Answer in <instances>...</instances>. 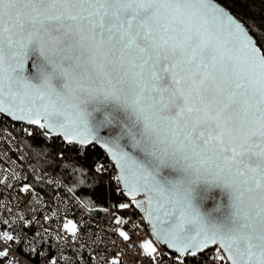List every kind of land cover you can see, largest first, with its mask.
<instances>
[{
    "label": "snow or ice",
    "instance_id": "1",
    "mask_svg": "<svg viewBox=\"0 0 264 264\" xmlns=\"http://www.w3.org/2000/svg\"><path fill=\"white\" fill-rule=\"evenodd\" d=\"M4 118L27 125L44 164L69 170L59 183L86 212L102 206L115 226L144 214L156 243L110 228L132 264H205L207 250L212 264H264V19L247 25L219 0H0ZM83 224L68 220L67 239L83 240ZM43 240L0 232L59 264Z\"/></svg>",
    "mask_w": 264,
    "mask_h": 264
},
{
    "label": "built area",
    "instance_id": "2",
    "mask_svg": "<svg viewBox=\"0 0 264 264\" xmlns=\"http://www.w3.org/2000/svg\"><path fill=\"white\" fill-rule=\"evenodd\" d=\"M16 131L21 135L26 134L22 131L25 125H15ZM108 164L110 174L118 173L114 167V162L109 159L107 162H98ZM37 177H40L38 180ZM52 180L53 183H47ZM54 173H43L30 160L27 153L18 143L16 136L6 129L0 121V232L24 237L32 236L39 231L44 236L41 250L45 255L51 253L59 264H73L77 258H84V254L93 257L92 264H98L101 259L111 258L121 250L125 253L119 256L122 264H132L136 258L134 248L128 246L126 242L117 234L110 231L112 227H123L133 236V242L139 243L146 239L155 238L144 222V214L140 210L133 208L128 212L125 219L127 225L115 226L112 224L113 218L102 211V207L94 209L91 213L86 212L79 203L68 192L60 190L61 184ZM47 184L52 190L49 195L43 194L34 187V183ZM25 184L32 186L29 193L21 191ZM143 199V197H137ZM39 201V203H37ZM35 208V212L32 209ZM44 217H48L47 220ZM23 220L39 221V224L24 227L21 225ZM72 220L73 222L84 221V239L80 241L67 239L70 234L64 230L63 225ZM7 223H4V222ZM138 226V227H136ZM46 230V231H45ZM79 235V233H78ZM93 235L104 237L107 241L110 237L116 243L108 242L106 245L94 244ZM62 237L64 239H62ZM77 244H84L85 248L77 250ZM23 247V250H22ZM107 248V251H101V248ZM7 250L9 256L6 258L7 264H37L40 259L32 252V245L16 244L10 241L0 242V251ZM159 255V251L157 253ZM213 255L211 250H207L204 256L207 264H212L209 256ZM68 257L63 260L61 257ZM141 264H150L148 259H143Z\"/></svg>",
    "mask_w": 264,
    "mask_h": 264
},
{
    "label": "trees",
    "instance_id": "3",
    "mask_svg": "<svg viewBox=\"0 0 264 264\" xmlns=\"http://www.w3.org/2000/svg\"><path fill=\"white\" fill-rule=\"evenodd\" d=\"M219 2L222 3L226 8H229V10L232 12L234 16H237L242 22H246L247 25H252L253 19L255 20L256 23H259L261 19H264V16H262V12H264V5L260 3L252 4L249 7L244 8L243 10H237V7H234L231 4L227 3L226 0H219ZM249 16L253 17V19H249ZM1 124L16 136V138L18 139V143L21 145L23 150L27 153L30 160L35 164V166L41 172L54 173L59 180H64V173L69 170H65L61 168L54 169L44 164L43 161L46 157L44 156L37 157L35 155L36 152L40 151V148L36 147L27 135L23 136L21 135L20 132H17L15 124L10 122L7 118L2 119ZM44 151L47 152V149H45ZM68 155L71 157L73 154L69 153ZM100 161L107 162L109 161V158L108 156H104L98 162ZM65 183H67L66 180H65ZM68 186L71 187V184H69ZM34 187L45 195H49L52 193L51 191L52 189L47 184L35 182ZM60 190L67 192L62 186ZM76 191L79 192L80 190L76 189ZM203 259L205 261V264H207L204 257ZM0 264H7L6 258L0 257Z\"/></svg>",
    "mask_w": 264,
    "mask_h": 264
},
{
    "label": "water",
    "instance_id": "4",
    "mask_svg": "<svg viewBox=\"0 0 264 264\" xmlns=\"http://www.w3.org/2000/svg\"><path fill=\"white\" fill-rule=\"evenodd\" d=\"M225 7V6H224ZM10 122H12L15 125H25L23 122H17V121H13L11 120V118H7ZM103 134V133H102ZM110 159V157H108ZM111 160V159H110ZM114 162V161H113ZM118 171V170H117ZM208 207H211V204L207 205ZM153 236V235H152ZM154 237V236H153ZM155 238V237H154Z\"/></svg>",
    "mask_w": 264,
    "mask_h": 264
}]
</instances>
